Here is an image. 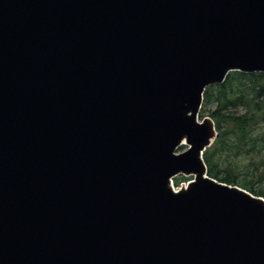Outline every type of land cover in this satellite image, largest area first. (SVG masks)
<instances>
[{"label":"water","instance_id":"obj_1","mask_svg":"<svg viewBox=\"0 0 264 264\" xmlns=\"http://www.w3.org/2000/svg\"><path fill=\"white\" fill-rule=\"evenodd\" d=\"M234 71L264 0H0V264H264V198L203 159Z\"/></svg>","mask_w":264,"mask_h":264},{"label":"trees","instance_id":"obj_2","mask_svg":"<svg viewBox=\"0 0 264 264\" xmlns=\"http://www.w3.org/2000/svg\"><path fill=\"white\" fill-rule=\"evenodd\" d=\"M212 104L216 109L207 111ZM207 112L219 133L203 154L208 175L264 198V73L234 71L207 87L200 119Z\"/></svg>","mask_w":264,"mask_h":264},{"label":"rangeland","instance_id":"obj_3","mask_svg":"<svg viewBox=\"0 0 264 264\" xmlns=\"http://www.w3.org/2000/svg\"><path fill=\"white\" fill-rule=\"evenodd\" d=\"M216 109V104H212L210 106L207 107V111H214ZM206 117H210L209 116V112L205 113L204 114V118ZM211 118V117H210ZM188 146H182V150H185ZM241 158H238L236 159L237 162H239ZM193 179L192 176L190 177H186V176H183V175H179L178 177L174 178L173 181H176L178 180L179 181V186H176L175 188L178 189V188H184L185 186L188 185L189 181H191Z\"/></svg>","mask_w":264,"mask_h":264},{"label":"bare ground","instance_id":"obj_4","mask_svg":"<svg viewBox=\"0 0 264 264\" xmlns=\"http://www.w3.org/2000/svg\"><path fill=\"white\" fill-rule=\"evenodd\" d=\"M181 146H188V145H187V141H186V139L183 141V143H182ZM184 188H185V187H184Z\"/></svg>","mask_w":264,"mask_h":264}]
</instances>
